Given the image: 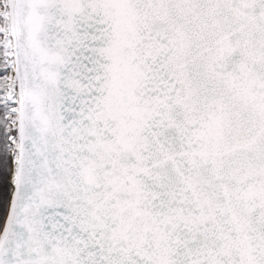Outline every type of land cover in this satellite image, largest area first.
Here are the masks:
<instances>
[{
	"label": "snow or ice",
	"instance_id": "snow-or-ice-1",
	"mask_svg": "<svg viewBox=\"0 0 264 264\" xmlns=\"http://www.w3.org/2000/svg\"><path fill=\"white\" fill-rule=\"evenodd\" d=\"M0 264H264V0H0Z\"/></svg>",
	"mask_w": 264,
	"mask_h": 264
}]
</instances>
